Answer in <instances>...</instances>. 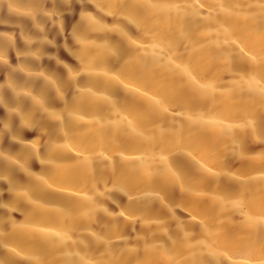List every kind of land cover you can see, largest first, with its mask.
Returning <instances> with one entry per match:
<instances>
[{
    "label": "bare ground",
    "instance_id": "bare-ground-1",
    "mask_svg": "<svg viewBox=\"0 0 264 264\" xmlns=\"http://www.w3.org/2000/svg\"><path fill=\"white\" fill-rule=\"evenodd\" d=\"M0 264H264V0H0Z\"/></svg>",
    "mask_w": 264,
    "mask_h": 264
}]
</instances>
